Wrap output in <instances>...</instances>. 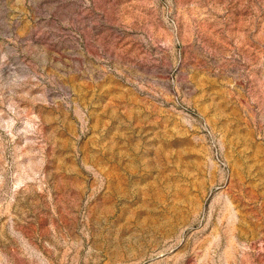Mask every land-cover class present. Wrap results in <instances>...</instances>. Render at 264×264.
<instances>
[{
  "label": "rangeland",
  "instance_id": "374dc122",
  "mask_svg": "<svg viewBox=\"0 0 264 264\" xmlns=\"http://www.w3.org/2000/svg\"><path fill=\"white\" fill-rule=\"evenodd\" d=\"M0 264H264V0H0Z\"/></svg>",
  "mask_w": 264,
  "mask_h": 264
}]
</instances>
